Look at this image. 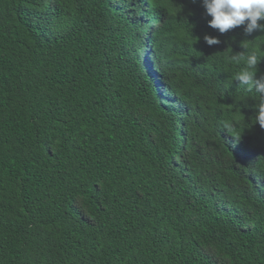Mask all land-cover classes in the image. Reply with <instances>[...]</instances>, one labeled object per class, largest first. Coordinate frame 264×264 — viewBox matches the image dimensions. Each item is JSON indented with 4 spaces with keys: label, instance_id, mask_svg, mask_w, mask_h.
Listing matches in <instances>:
<instances>
[{
    "label": "trees",
    "instance_id": "16d2710c",
    "mask_svg": "<svg viewBox=\"0 0 264 264\" xmlns=\"http://www.w3.org/2000/svg\"><path fill=\"white\" fill-rule=\"evenodd\" d=\"M210 19L0 0V264H264V128L226 59L264 33Z\"/></svg>",
    "mask_w": 264,
    "mask_h": 264
},
{
    "label": "clouds",
    "instance_id": "9594fccd",
    "mask_svg": "<svg viewBox=\"0 0 264 264\" xmlns=\"http://www.w3.org/2000/svg\"><path fill=\"white\" fill-rule=\"evenodd\" d=\"M203 7L206 15L211 17L209 26L221 34L242 25L245 26L244 32L248 36L256 31L264 33V23H261L264 21V0H203ZM203 39L208 46L221 43L218 37L208 34ZM260 52L261 49L257 45L247 57L243 53H237L226 59L237 65L241 61L245 62V67L235 74L234 79L240 85L246 86L248 92H255V124L264 128V76L257 78L256 75L259 63L264 60L258 55Z\"/></svg>",
    "mask_w": 264,
    "mask_h": 264
},
{
    "label": "rangeland",
    "instance_id": "374dc122",
    "mask_svg": "<svg viewBox=\"0 0 264 264\" xmlns=\"http://www.w3.org/2000/svg\"><path fill=\"white\" fill-rule=\"evenodd\" d=\"M155 67H156V65H155Z\"/></svg>",
    "mask_w": 264,
    "mask_h": 264
}]
</instances>
